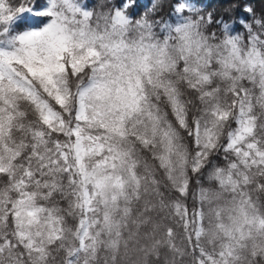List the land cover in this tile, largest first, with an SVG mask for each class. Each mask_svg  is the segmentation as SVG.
<instances>
[{"label": "snow or ice", "instance_id": "6c2138e0", "mask_svg": "<svg viewBox=\"0 0 264 264\" xmlns=\"http://www.w3.org/2000/svg\"><path fill=\"white\" fill-rule=\"evenodd\" d=\"M237 3L0 0V264H264V9Z\"/></svg>", "mask_w": 264, "mask_h": 264}, {"label": "trees", "instance_id": "16d2710c", "mask_svg": "<svg viewBox=\"0 0 264 264\" xmlns=\"http://www.w3.org/2000/svg\"><path fill=\"white\" fill-rule=\"evenodd\" d=\"M194 7L204 13H212L214 16H219L220 19L226 20L231 26L240 28L244 13L239 9L237 0H191ZM81 3L87 5L90 9L97 11L102 10L104 5H118L120 0H81ZM176 0H138V7L136 9L139 16L145 15L147 12L150 17H153L158 23L164 21L172 22L176 20L177 16L174 12ZM245 7L251 6L258 11L264 9V0H242ZM157 5L153 10V5ZM211 31L220 34V30L213 27ZM216 163H223V154L215 160ZM195 180V176H193ZM204 186H208L209 182L206 177H201ZM189 205L193 204L191 199L188 200Z\"/></svg>", "mask_w": 264, "mask_h": 264}]
</instances>
